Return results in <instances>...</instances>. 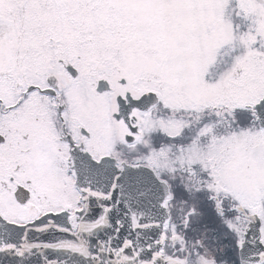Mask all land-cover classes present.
I'll return each instance as SVG.
<instances>
[{
    "label": "snow or ice",
    "instance_id": "obj_1",
    "mask_svg": "<svg viewBox=\"0 0 264 264\" xmlns=\"http://www.w3.org/2000/svg\"><path fill=\"white\" fill-rule=\"evenodd\" d=\"M0 264H264V0H0Z\"/></svg>",
    "mask_w": 264,
    "mask_h": 264
}]
</instances>
